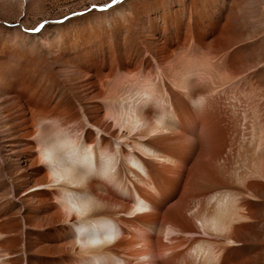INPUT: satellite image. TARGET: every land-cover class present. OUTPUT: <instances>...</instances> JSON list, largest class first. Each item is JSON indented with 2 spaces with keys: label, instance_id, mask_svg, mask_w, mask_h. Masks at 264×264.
I'll return each mask as SVG.
<instances>
[{
  "label": "bare ground",
  "instance_id": "obj_1",
  "mask_svg": "<svg viewBox=\"0 0 264 264\" xmlns=\"http://www.w3.org/2000/svg\"><path fill=\"white\" fill-rule=\"evenodd\" d=\"M220 1L191 0V20L186 23V0H175L182 5L179 13L158 18L154 21L158 26L147 31L130 29L136 35L132 36L131 45L144 44L146 52L141 51L149 55L159 51L160 41L168 44L183 35L190 40V46L175 48L169 61L159 64L162 78L137 72L130 75L132 71L128 70H120L124 73L120 74L118 68L126 63L113 58L115 71L101 79V97L94 101L87 93L75 96L73 104L79 108L76 117L80 122L77 128H70L60 112L40 106L19 89L31 80L45 90L47 86L50 90L63 86L60 80L38 78L43 74L40 68L47 62L31 57L28 52L20 53L14 44L0 43V148L4 146L6 152L2 157L16 154L20 157L26 145L34 165L44 174L37 184L30 185L22 171L10 173L11 193L25 205V222L34 224L38 215L26 203L45 189L40 186H54L47 188L61 205L58 204L61 209L57 206L59 217L73 218L71 223L78 231L75 240L88 248L86 255H68L69 264H264V89L261 92L262 86L261 89L255 86L261 81L258 84L254 81V86L249 83L259 68L264 67V49L258 51L256 46L259 42L264 45V4L263 0ZM210 29L228 36L227 42L222 40L226 43L224 47L208 46L201 38ZM107 34L103 37L107 38ZM74 44L79 45V39ZM72 46L58 44L62 55L68 53L59 76L71 70L68 64L75 66L95 56L84 48L78 50ZM114 52L115 57L117 52ZM142 52L130 53L129 64L131 59L142 56ZM78 68L75 66V70ZM68 78L64 81L66 84L73 81L68 86L73 93L80 86L72 73ZM166 81L183 95L184 100H178L183 116L177 112ZM50 90H46V98L53 96V106L58 107L62 93L48 94L53 91ZM247 107L252 113H248ZM205 109L214 111L215 116L218 113L220 122L213 123V117L208 118ZM94 111L100 112L101 118L96 119ZM194 117L210 119L201 121L202 129L197 135L200 141L205 140V133L217 126L221 129L220 123H224L220 140L227 144V153L213 166L210 179L202 178L204 185L192 187L191 205L184 204L163 215L162 203L148 199L149 195L160 192L154 189V177L149 176L146 161L169 163L170 156L161 152L166 146L154 147L155 139L159 138L161 145L179 147L176 146L178 131L193 133L198 123L192 120ZM222 142L220 150H223ZM192 145L188 144L186 149L194 148ZM137 185L145 187L142 194ZM4 225L0 220V264L7 261L24 264V249L17 244L7 247L12 241L1 231ZM27 252L26 249L24 254ZM28 254L26 263L33 264L34 253Z\"/></svg>",
  "mask_w": 264,
  "mask_h": 264
},
{
  "label": "rangeland",
  "instance_id": "obj_2",
  "mask_svg": "<svg viewBox=\"0 0 264 264\" xmlns=\"http://www.w3.org/2000/svg\"><path fill=\"white\" fill-rule=\"evenodd\" d=\"M186 3L188 7L186 20L187 23L191 20L189 19V13L192 11V4L191 0H186ZM219 3H222V1L219 0ZM181 9L182 5L178 4L177 2L175 3V0H122V2L116 4L113 3V0H0V43L7 42L11 45L14 44L13 47L16 48L20 53L24 54L28 52L31 57L37 58L40 61L42 60L47 62L42 68H40V71L43 74H40L38 78H45L50 82L60 80L63 86H60L59 88L57 87L50 90L48 88L49 86H47L48 90H53L48 94L58 93L59 95V93H62V103L59 104L58 107L53 106L54 102H52L51 99L53 96L49 98V96L47 95L46 98L45 93H47V89L45 90L41 88L38 83L36 84V82L32 80L26 82L27 85H25L23 88L21 86L19 87V89H21V92L24 96L31 99L33 102H37L40 106L48 107L60 112L62 116L67 119V123L69 122L68 126L70 128H77V126H80V122L76 117L79 108L78 106L76 107L73 104V102L76 100L75 96L79 93H87L91 98L94 99V101L100 98L102 90L100 87L101 79L104 80V78H107L106 75L109 76L115 71L114 67L116 61L114 60L118 59L117 61L126 63L124 66L118 68L119 73L120 70L124 72L125 70H128L129 72L132 71L130 75H134L137 72L144 75L151 74L156 78H158V76L160 78L163 77V75L160 73L161 69L159 67V64L161 62L169 61L171 54L178 47H185L187 45L190 46V40L183 35L180 39L174 38L168 44L166 42L163 43L162 41H160L159 51L155 55H149L148 53H145L146 50H144V48L146 47L144 46V44L137 43L138 45H136L135 47L131 45V39L134 40L136 35L133 36V34L135 33H132L133 31L131 32L130 29H134L139 32L153 29V27L158 26L154 24V21L158 20V18L174 16L175 13H179ZM177 16L181 17L180 14H178ZM221 20L224 21L223 18ZM251 20L253 19L251 18ZM219 28L220 24H217L218 31ZM217 30L210 29L209 33L207 35L202 34L201 38L205 41L206 44H208V46L222 45L220 46L222 48L226 44H224L223 42L228 41V36H223ZM104 34H107L108 37H103ZM95 35H97V39L95 38ZM132 36L134 38H132ZM77 39H79L80 41L79 45L74 44ZM126 39L128 41H126ZM216 40L219 44L216 42ZM60 43H71L73 45L72 49L81 50L84 48V50L90 51L92 54H95V56L87 57L86 60L77 62L75 66H79L78 70H75L74 64L71 63V65H73L74 67L68 64V66H70L68 67V69L71 70H68L69 72L64 73L63 78L62 76L58 75V71L61 69L62 63L66 61L64 59H68V53H64V55H62L63 51L61 52V50L58 49V44ZM259 44L262 45L261 42H259ZM259 44L256 45L257 48H259L258 51H263L264 45H260V47ZM57 50H60V53ZM141 50H144L145 52H142ZM114 51L117 52V54H115L116 58L114 57ZM135 51L142 52V56H140L139 58L135 57V59H131L130 65L128 57L130 56V53H133ZM56 53H59V55H57ZM72 55L73 54L71 53L70 57H72ZM104 56H106L105 60H102ZM146 58L147 60L144 61V59ZM49 60H54V63L50 62ZM58 60L59 63H57ZM50 65H53L54 68H56L50 70ZM80 69L82 72H80ZM262 71L264 73V67L263 70L262 67H260L259 71L256 72V74L258 73L259 75L257 74L252 76V79L254 78L255 80L251 79L252 82L249 81V83L253 86L255 85V83L258 84L261 81V84L255 85L257 88H260L262 86V89L260 88L261 92L264 89V74H262L263 76L260 74ZM70 73H72L73 76L77 78V83L80 86L78 88L79 90L77 89L73 93L68 88V86H71L73 84V81L70 80L67 84L64 81L70 79L68 78ZM120 74L124 73L121 72ZM65 75H67V77ZM60 77L61 79H59ZM256 79H258L259 81H256ZM165 83L169 95L171 96V98H173L174 101H176L174 103L177 106V112H179L180 116H183L184 113L181 110V104L178 102V100H184L183 95L180 94L176 89H174L168 81H166ZM16 90L18 91V88H16ZM66 94L68 96H66ZM241 94L242 93L237 92V95L240 98H242L243 96ZM184 104L188 105L186 103ZM68 105H73V108L68 107ZM243 105H245V103ZM206 110L207 109H205L204 113L208 116V118L209 116L213 117V123L220 122L218 113H216L215 116L214 111L210 110L208 112ZM66 111L68 112V114L66 113ZM247 111L249 114L252 113L250 108L248 107ZM94 113H96V111L93 112V115L96 119L101 118L100 112H97L96 114ZM222 116L223 120H225L224 122H226L225 116ZM208 118H192L193 121L198 122L197 124H195L196 129L193 133H190V131H186L183 129H180V131H178L180 134L176 139L178 141V143L176 144V146H179L177 147L178 149L174 146V144L166 145L163 143V145H161L162 142L159 138L155 139L156 142L153 141V146L156 148L161 149L162 147L166 146L164 149H161V152L170 156L169 163H161L159 161H146L148 167L150 168L149 176L154 177V189L160 192V194L155 196L149 195L148 199L157 203H162L161 205L163 207L160 212L163 215L166 214L167 211L173 210L174 208H180L184 204H189L191 202L190 194L192 191H194L192 190V187L196 185H199L200 187V183H203L204 185V183L206 182L202 178H207L209 180L210 175L214 170L213 166H217L216 164L218 163L219 159L221 158L222 161L223 157H225L227 153V144L225 146V143L220 140L222 139L223 135L222 131L226 127L225 126L223 129L224 123L222 122L220 123V125L222 126L221 129L218 128L219 126H217L214 128V131L205 133V140L200 141V139H198L200 136L197 135L202 129L201 127L203 124V122L201 121H205ZM209 120L210 119L206 121L209 122ZM216 130L217 132H215ZM175 142L176 141H173V143ZM221 142L223 145V150L219 149V145L221 144ZM191 143L193 144L192 146H194L195 149L193 147L190 149H186L188 148V144ZM23 148L25 149V151L22 153V155H20V157H18V154H16V156L10 155L8 157H2L6 156V152L4 146L0 148V220H2L5 224L1 231L6 232L12 241V244L7 243V247H12V245L17 244L18 248H21L22 250L24 249L22 252L24 264L28 263V253H34L32 254L33 264H69V256L76 253L86 255V251H88V248L87 245H78L77 241L75 240L76 238L74 235L75 233L76 235H78V231L71 223L73 218H71L70 220H64L66 218L65 216L59 217L57 211L59 210L61 205L57 200L55 201V198L53 199V195H51V192L49 191L50 188H47H52L54 186H40L41 188L45 189L40 190L39 195H37L36 198L30 199V202L28 201V204L26 203L27 206L29 205L30 207H33L38 215L37 220L35 219L34 221V224L33 221L27 223L25 222V205L21 202L22 200L18 196L14 197V195H12L11 193L13 184L12 178L9 177L10 173L17 174L19 171H22V174H26L25 181H28L30 185H34L36 181L39 182V180H42L44 177V174L39 169V166L37 164L34 165V159H32V157L28 155L29 150L27 149V146L24 145ZM139 156L142 155L139 154ZM248 156V158H250L252 154ZM22 167L24 169H22ZM16 170H18V172ZM197 173H199L200 175H198ZM137 188H139L141 194L145 191V187L141 185H137ZM33 189L34 188H32V190ZM147 190L149 193H152L149 189ZM58 204L60 205V207ZM184 215L186 214L184 213ZM187 215L189 217V213H187ZM8 216L11 217L9 218ZM88 234H90V232H88ZM19 245H21L22 247ZM29 246L31 250L29 249ZM26 249L28 250V252L24 254V252H26ZM77 249L78 252H76ZM123 256L121 255V258H124ZM6 264H9L8 261L6 262Z\"/></svg>",
  "mask_w": 264,
  "mask_h": 264
},
{
  "label": "snow or ice",
  "instance_id": "obj_3",
  "mask_svg": "<svg viewBox=\"0 0 264 264\" xmlns=\"http://www.w3.org/2000/svg\"><path fill=\"white\" fill-rule=\"evenodd\" d=\"M122 2V0H113V3L116 4V3H120ZM104 10H107V9H104Z\"/></svg>",
  "mask_w": 264,
  "mask_h": 264
}]
</instances>
